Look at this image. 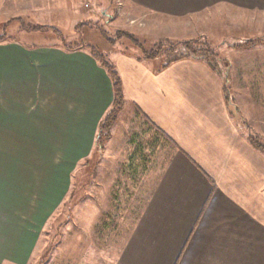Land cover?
Masks as SVG:
<instances>
[{
  "label": "crops",
  "instance_id": "obj_1",
  "mask_svg": "<svg viewBox=\"0 0 264 264\" xmlns=\"http://www.w3.org/2000/svg\"><path fill=\"white\" fill-rule=\"evenodd\" d=\"M126 1L162 17L161 21L144 19V23L152 32L168 28L165 38L174 27H165L164 19H186L216 10L222 11L216 21L225 25L226 4L264 13V0ZM81 2L53 0L49 4L56 5L57 12L72 8L80 13ZM31 3L0 0V16L6 21L21 19L37 11ZM210 17L214 19L210 15L205 22ZM187 31L171 35L185 37L180 33ZM200 33L206 38L205 32ZM87 37L94 46L106 44L98 30L88 29ZM104 49L115 54L124 113L134 109L155 130L150 143L140 144L136 154L145 155L151 149L146 155L157 153L160 168L114 264H264V152L252 142L264 139V63L259 68L233 63L220 72L198 59L163 67L136 52ZM112 101L111 80L87 51L26 47L12 39L0 43V141H9V148L3 154L0 151V264H30L39 235L52 216L46 212L49 200L42 199L40 212L20 220L26 214L16 211L21 197L16 195L11 141L33 138V116L42 115L48 118L42 124L48 126L37 130L53 133L34 138H62L74 150L82 145L78 141L90 139L91 150ZM3 156L8 164H1Z\"/></svg>",
  "mask_w": 264,
  "mask_h": 264
},
{
  "label": "rangeland",
  "instance_id": "obj_2",
  "mask_svg": "<svg viewBox=\"0 0 264 264\" xmlns=\"http://www.w3.org/2000/svg\"><path fill=\"white\" fill-rule=\"evenodd\" d=\"M50 1L53 0H33L32 8L37 11L23 14L21 19L6 21L0 16V37H9L26 47L62 46L63 43L76 47L91 44L87 31L97 23L106 44L95 47L113 63L115 54H106L104 46L142 56L144 53L133 38L144 50L152 51L160 43L165 44L161 48L167 49L169 42L201 38L204 35L200 31H203L217 53L215 62L220 72L233 63L253 64L258 68L264 63V41H259L264 39L263 12H249L226 4L225 25L216 21L222 14L216 10L186 19H164L165 27H174L171 32L189 30L180 33L185 37H173L170 32L165 38L168 28L152 32L144 23V19L161 21L162 17L152 16L126 0L124 4L122 0H80V13L72 8L57 12V6L49 4ZM210 15L214 19L210 17L211 21L205 22ZM133 27L143 31L130 33ZM107 38L114 44L107 42ZM242 55H246L245 59H240ZM167 57L168 54H160L153 62L163 66ZM228 77L229 72L225 81ZM40 117L33 116V138L11 141V149L15 151L12 158L16 167V195L21 197L17 198L21 202L18 201L16 211L26 214L20 220L26 221L32 212H40L42 199L49 200L46 212L52 215L39 235L30 264H114L159 176L157 153L146 155L151 152L149 149L145 155L136 154L140 144L150 143L154 128L134 109L125 113L123 109L104 149L94 143L89 150L88 139L78 141L82 145L77 151L74 147L68 149L62 138H34L53 133L51 129L37 130L48 126L42 124L48 118ZM254 141L264 147V139ZM8 148L9 141H0V151ZM5 157H1V164H8Z\"/></svg>",
  "mask_w": 264,
  "mask_h": 264
},
{
  "label": "trees",
  "instance_id": "obj_3",
  "mask_svg": "<svg viewBox=\"0 0 264 264\" xmlns=\"http://www.w3.org/2000/svg\"><path fill=\"white\" fill-rule=\"evenodd\" d=\"M96 25L97 23H95V26L91 28L95 30L100 28L98 25L97 26ZM99 33L104 34L101 30L99 31ZM59 35L60 37H62L61 34ZM104 37L106 36L104 35ZM10 39L11 38L9 37L2 36L0 37V43H5ZM133 41L135 45L138 46L143 51L144 54L142 55V59L144 60H156L160 54H168L169 58L167 57V59L163 64V67H167L170 64L174 62H178L183 59L191 58V59L203 60L207 62L211 68L217 70V63L215 62L218 59L217 53L215 52V50L212 49L209 41L205 37L190 39L182 42H174V43L169 42L168 43L169 46L167 49L164 47L161 48V46L165 44L160 43V46H158L152 51L144 50L142 48V45H139V42L136 39L133 38ZM259 41L260 42L264 41V39H259ZM107 42H109L111 45L114 44V42H112L110 38H107ZM61 45L62 48H65L66 50L72 52L78 50L87 51L98 62V64L106 71L108 77L111 80L112 89H113L112 105L98 125V130L94 145V146L97 145L101 149H104L105 146L104 144L110 139V130L117 121L119 114L123 111L125 107V96H124L121 77L114 64L111 63L108 57L105 54L101 53L94 45L89 43H82L81 45L76 47H70L68 44H64V43ZM53 47H58V46L55 45ZM252 142H254L257 148L261 149L264 152V147L257 145V143L254 140H252Z\"/></svg>",
  "mask_w": 264,
  "mask_h": 264
}]
</instances>
